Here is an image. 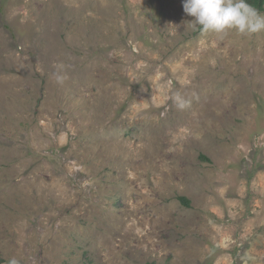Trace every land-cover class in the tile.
I'll return each mask as SVG.
<instances>
[{"label": "rangeland", "instance_id": "374dc122", "mask_svg": "<svg viewBox=\"0 0 264 264\" xmlns=\"http://www.w3.org/2000/svg\"><path fill=\"white\" fill-rule=\"evenodd\" d=\"M193 19L0 0V264H264V30Z\"/></svg>", "mask_w": 264, "mask_h": 264}, {"label": "clouds", "instance_id": "9594fccd", "mask_svg": "<svg viewBox=\"0 0 264 264\" xmlns=\"http://www.w3.org/2000/svg\"><path fill=\"white\" fill-rule=\"evenodd\" d=\"M183 11L193 17V30L225 33L235 29L241 35L264 30V15L247 3V0H182ZM179 108L187 102L179 95L175 97ZM9 264H19L15 258Z\"/></svg>", "mask_w": 264, "mask_h": 264}, {"label": "trees", "instance_id": "16d2710c", "mask_svg": "<svg viewBox=\"0 0 264 264\" xmlns=\"http://www.w3.org/2000/svg\"><path fill=\"white\" fill-rule=\"evenodd\" d=\"M247 3L258 11H264V0H247ZM180 200L182 201L183 204L188 206L189 201L186 198L181 197ZM0 263H1V260H0Z\"/></svg>", "mask_w": 264, "mask_h": 264}]
</instances>
